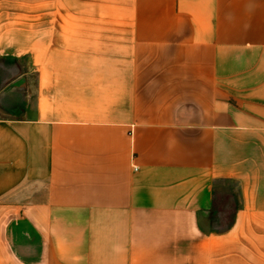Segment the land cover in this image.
Here are the masks:
<instances>
[{
	"label": "crops",
	"instance_id": "1",
	"mask_svg": "<svg viewBox=\"0 0 264 264\" xmlns=\"http://www.w3.org/2000/svg\"><path fill=\"white\" fill-rule=\"evenodd\" d=\"M23 57L0 264H264V0H0V58Z\"/></svg>",
	"mask_w": 264,
	"mask_h": 264
},
{
	"label": "rangeland",
	"instance_id": "2",
	"mask_svg": "<svg viewBox=\"0 0 264 264\" xmlns=\"http://www.w3.org/2000/svg\"><path fill=\"white\" fill-rule=\"evenodd\" d=\"M30 71L31 61L29 57L21 59L0 58V99L6 102L8 108L4 110L12 113L19 111L22 107L29 91L28 84L23 85L22 83L21 87L16 88L8 85L15 80H28ZM239 203L240 197L236 185L225 183L215 191L214 207L210 214V220L216 231L223 232L233 224Z\"/></svg>",
	"mask_w": 264,
	"mask_h": 264
}]
</instances>
